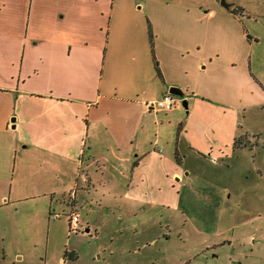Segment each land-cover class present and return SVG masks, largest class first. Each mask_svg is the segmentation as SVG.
Masks as SVG:
<instances>
[{
    "label": "crops",
    "instance_id": "1",
    "mask_svg": "<svg viewBox=\"0 0 264 264\" xmlns=\"http://www.w3.org/2000/svg\"><path fill=\"white\" fill-rule=\"evenodd\" d=\"M173 7L164 0H0V264H47L51 221L60 219L52 214L69 207L79 219L77 208L97 185L134 216L148 204L179 208L192 172H184L177 150L174 164L147 140L159 128L148 119L176 118L152 105L171 87L198 94L194 78L204 84L212 59L174 37L197 28L165 23L163 11L173 15Z\"/></svg>",
    "mask_w": 264,
    "mask_h": 264
},
{
    "label": "rangeland",
    "instance_id": "2",
    "mask_svg": "<svg viewBox=\"0 0 264 264\" xmlns=\"http://www.w3.org/2000/svg\"><path fill=\"white\" fill-rule=\"evenodd\" d=\"M164 3H174L173 15L163 11L165 23L196 24L195 33L174 32V37L199 46L195 56L206 63L212 59L205 70L201 65L204 84L194 78L198 94L192 89L174 97L176 118L159 113L148 119L159 128L152 126L147 140L157 141L161 155L174 164L177 150L184 172H192L181 187L179 208L148 204L146 214L134 216L97 185L77 208L79 232L68 230L69 207L56 209L61 215L51 221L55 233L47 264H264V0ZM142 16L153 65L154 39L150 43V26ZM182 47L180 54L191 46ZM189 114L187 123L179 122ZM37 239L43 241V235ZM34 253L39 256L40 250Z\"/></svg>",
    "mask_w": 264,
    "mask_h": 264
},
{
    "label": "built area",
    "instance_id": "3",
    "mask_svg": "<svg viewBox=\"0 0 264 264\" xmlns=\"http://www.w3.org/2000/svg\"><path fill=\"white\" fill-rule=\"evenodd\" d=\"M175 96L170 94L169 92H166L162 95L160 99H158L153 105V109H157L162 112H170L174 109L176 105V99L174 98ZM69 220H68V230L71 233H77L80 231V226H79V219L78 215L74 212H71L69 214ZM53 219L59 218L58 214H52Z\"/></svg>",
    "mask_w": 264,
    "mask_h": 264
},
{
    "label": "water",
    "instance_id": "4",
    "mask_svg": "<svg viewBox=\"0 0 264 264\" xmlns=\"http://www.w3.org/2000/svg\"><path fill=\"white\" fill-rule=\"evenodd\" d=\"M168 92L170 94L174 95V96H178V97H181L182 96L181 91L179 89H177V88H174V87L169 88ZM183 107L184 108H187L186 101H183ZM86 232H87V230H86Z\"/></svg>",
    "mask_w": 264,
    "mask_h": 264
},
{
    "label": "trees",
    "instance_id": "5",
    "mask_svg": "<svg viewBox=\"0 0 264 264\" xmlns=\"http://www.w3.org/2000/svg\"><path fill=\"white\" fill-rule=\"evenodd\" d=\"M151 41H152V35H151V33H150V43H151ZM154 64H155V67H156V71L158 72V69H157V63L154 62ZM237 142H238V140L236 139V140H235V144H236ZM64 256L67 257V258L70 259V260H75V259H76V255H75L74 253L65 252V253H64Z\"/></svg>",
    "mask_w": 264,
    "mask_h": 264
}]
</instances>
